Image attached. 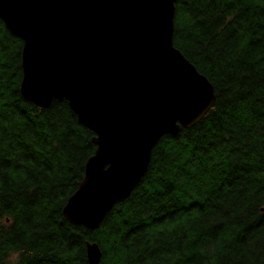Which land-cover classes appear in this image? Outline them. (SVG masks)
<instances>
[{"label": "trees", "instance_id": "trees-1", "mask_svg": "<svg viewBox=\"0 0 264 264\" xmlns=\"http://www.w3.org/2000/svg\"><path fill=\"white\" fill-rule=\"evenodd\" d=\"M173 44L213 85L205 117L153 147L95 230L66 200L95 152L67 102L19 91L22 41L0 20V264H264V0H178Z\"/></svg>", "mask_w": 264, "mask_h": 264}, {"label": "water", "instance_id": "water-1", "mask_svg": "<svg viewBox=\"0 0 264 264\" xmlns=\"http://www.w3.org/2000/svg\"><path fill=\"white\" fill-rule=\"evenodd\" d=\"M178 0H0L18 37L19 91L40 109L65 101L96 149L62 208L70 224L97 229L129 197L166 135L200 122L213 85L173 44ZM87 264L102 253L85 245Z\"/></svg>", "mask_w": 264, "mask_h": 264}]
</instances>
